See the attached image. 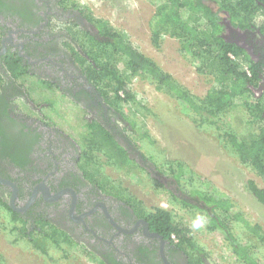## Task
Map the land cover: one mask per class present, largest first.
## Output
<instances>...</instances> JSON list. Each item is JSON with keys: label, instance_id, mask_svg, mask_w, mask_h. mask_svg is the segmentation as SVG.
<instances>
[{"label": "flooded vegetation", "instance_id": "af4514ba", "mask_svg": "<svg viewBox=\"0 0 264 264\" xmlns=\"http://www.w3.org/2000/svg\"><path fill=\"white\" fill-rule=\"evenodd\" d=\"M223 23L224 40L264 67V29ZM106 34L70 0H0V209L8 207L10 223L25 227L28 236L65 234L97 263L189 264L177 238L171 241L151 225L147 214L153 210L107 193L89 170L93 156L106 159L103 150L91 151L93 140L109 137L133 164L117 169L145 173L168 187L170 196L196 203L177 185L169 186L176 182L141 154L128 137L130 124L115 95L110 100L98 86L109 82L117 57L103 49L110 41ZM35 85L58 92L83 113L79 141L42 113L53 105L50 100L36 105L29 90ZM257 88L264 90V75Z\"/></svg>", "mask_w": 264, "mask_h": 264}, {"label": "rangeland", "instance_id": "374dc122", "mask_svg": "<svg viewBox=\"0 0 264 264\" xmlns=\"http://www.w3.org/2000/svg\"><path fill=\"white\" fill-rule=\"evenodd\" d=\"M73 6L80 7L92 20L106 21L116 32L125 35L127 40L145 57L154 61L165 73L171 75L189 93L203 97L211 88L212 77L196 71L190 57L180 51L175 39L163 37L159 47L150 42L149 22L154 14L156 0H70ZM260 15L261 12H260ZM264 15V14H263ZM226 21V15L221 14ZM204 28V24L201 25ZM224 31V35H225ZM115 69L121 76H127L123 62L115 58ZM36 86V85H35ZM110 99L114 94L113 83L98 85ZM130 92L135 95L141 105H146L151 114L146 117L131 115L133 105L122 106L120 112L136 123V130L128 137L134 145L150 161H156L160 172L169 174L168 163L175 169L176 162L187 168L180 184L170 181L169 186L185 191L184 180L191 178L196 184L204 183L208 192L228 198L240 210L243 218L251 223L259 224L264 230V205L259 203L247 190V182L253 181L258 188L264 189V179L250 167L242 165L238 159L226 151L211 128H198L191 120L189 109L179 101L160 93L155 83L146 77H133L127 84ZM36 105L50 100L53 107L44 108L42 113L49 117L61 131L79 141L82 138L84 120L83 113L70 106L58 92L50 94L36 86L29 89ZM256 96L261 94L256 91ZM44 95V96H43ZM43 96V97H42ZM111 100V99H110ZM44 106V104L42 105ZM130 107V108H129ZM249 119L242 106L226 113L222 117L225 124L238 134L246 130ZM264 122L252 125L256 129ZM147 133L155 142L153 148L140 142L138 133ZM159 157V158H158ZM96 162L89 164V170L95 175L93 180L104 190L121 200L132 199L139 202L141 208L148 212L156 208L169 211L175 222L188 231L196 247L201 250L208 264H239L231 248L225 240L223 232L209 230L207 215L194 208H188L175 202L170 196V189L159 187L150 181L145 173L134 175L124 169H117L112 164L96 157ZM158 158V160H156ZM161 165V166H160ZM124 170V171H122ZM177 190V188H176ZM9 214L0 209V259L1 264H98L97 260L85 254L80 248L67 249L56 242L47 244L45 253L34 249L18 226L10 223ZM221 218V217H220ZM222 222L230 229L241 243H247L242 229L236 227L227 218ZM26 231V230H25ZM44 234L34 233L32 238L43 240ZM58 243V242H57ZM251 253L258 264H264V245L253 243Z\"/></svg>", "mask_w": 264, "mask_h": 264}, {"label": "trees", "instance_id": "16d2710c", "mask_svg": "<svg viewBox=\"0 0 264 264\" xmlns=\"http://www.w3.org/2000/svg\"><path fill=\"white\" fill-rule=\"evenodd\" d=\"M257 3L264 4V0H156L154 14L149 22L150 42L157 48L163 37L175 39L180 51L190 57L196 71L212 77L211 88L203 97L189 93L154 61L141 54L124 34L114 31L106 21L97 20V24L98 27L108 31L106 37L110 39L105 42L103 49L112 50V53L121 59L128 72L126 77L121 76L114 67V73L106 77L109 82L105 84H114L113 91L118 100V110L122 106L133 105L131 115L134 117L137 115L146 117L151 114L150 109L138 103L135 95L127 87L133 77L149 78L155 83L157 91L182 102L189 109L191 120L198 128L215 130L222 147L236 157L242 165L250 167L264 179V124L251 130L254 123L264 122V90L259 96L255 93L264 75V67L261 63L249 60L240 48L224 40L225 23L220 17L221 14L226 15L227 22L233 27L249 28L254 24L264 29V15L259 16V12L264 14V9ZM202 24L204 28L201 27ZM239 106H242L249 116L245 123L248 128L240 134L222 121L226 113ZM126 119L129 121L131 131L134 133L136 130L137 133L136 123ZM98 133L108 136L101 128ZM137 138L149 148L155 145V142L145 132L138 133ZM92 145L90 146L91 151L101 152L103 150L105 162L119 168L132 167L133 164L128 160L122 148L109 137L106 139L103 136L102 141L93 140ZM96 157L93 156L98 159ZM152 163L157 165L155 160ZM157 168L159 170L160 167ZM186 169L181 162H176L175 169H172L168 163L169 174L176 184H180ZM184 183L185 194L196 203L192 205L171 194L172 199L185 207L198 210L201 214L205 213L209 220V230H217L225 234V240L239 264H258L251 250L254 247L253 243L264 245L263 228L259 224L245 220L240 210L228 198L208 192L204 183L196 184L191 178H186ZM246 186L252 196L264 205V189L258 188L253 181L247 182ZM5 208L11 214L10 209ZM13 217H16L15 214ZM147 217L151 225L167 239L173 241L172 236L177 238L178 244H176L188 255L189 264H203L205 257L201 250L188 237L187 229L176 223L169 211L156 208L148 213ZM220 217L229 219L235 227L238 224L248 242L241 243ZM17 230L19 233L24 230L22 235L28 238L34 249L42 253L46 252L47 244L54 241L57 246L63 245L67 249L76 247L75 243L65 234L43 235V240H39L28 236L25 227ZM2 262L0 259V264Z\"/></svg>", "mask_w": 264, "mask_h": 264}, {"label": "built area", "instance_id": "2783aa9c", "mask_svg": "<svg viewBox=\"0 0 264 264\" xmlns=\"http://www.w3.org/2000/svg\"><path fill=\"white\" fill-rule=\"evenodd\" d=\"M232 58V56H230ZM247 74L249 75L248 70H246ZM172 240L174 241V237L172 236Z\"/></svg>", "mask_w": 264, "mask_h": 264}]
</instances>
